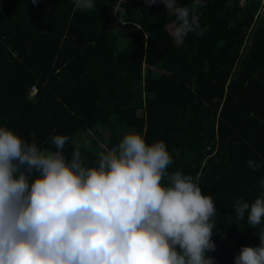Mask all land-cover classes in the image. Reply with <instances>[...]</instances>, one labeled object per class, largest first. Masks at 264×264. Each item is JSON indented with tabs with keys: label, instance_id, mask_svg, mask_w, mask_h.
Segmentation results:
<instances>
[{
	"label": "trees",
	"instance_id": "trees-1",
	"mask_svg": "<svg viewBox=\"0 0 264 264\" xmlns=\"http://www.w3.org/2000/svg\"><path fill=\"white\" fill-rule=\"evenodd\" d=\"M118 3L95 0L84 11L74 0H0V127L41 150L55 151L50 137L68 135L66 157L80 145L87 166L101 144L117 146L131 132L148 144L164 141L169 173L191 175L215 202L216 250L208 255L235 264L242 247L260 244L258 228L234 212L237 201L264 194V22L252 27L258 5L204 0L193 9L194 0H177L208 29L178 44L175 15L159 0L121 5L116 18ZM85 135L91 144L81 143ZM249 159L261 167L253 171Z\"/></svg>",
	"mask_w": 264,
	"mask_h": 264
},
{
	"label": "clouds",
	"instance_id": "clouds-1",
	"mask_svg": "<svg viewBox=\"0 0 264 264\" xmlns=\"http://www.w3.org/2000/svg\"><path fill=\"white\" fill-rule=\"evenodd\" d=\"M159 2L175 15L178 44L208 30L177 0ZM203 2L194 0L193 9ZM74 4L84 11L96 6ZM50 140L55 151L0 127V264H215L208 255L216 250L215 202L191 175L169 173L173 158L164 141L148 144L131 132L117 146L101 144L96 164L87 166L80 145L66 157L68 135ZM246 164L261 167L252 159ZM234 212L238 220L247 216L260 239L242 247L235 264H264V194L251 204L237 201Z\"/></svg>",
	"mask_w": 264,
	"mask_h": 264
},
{
	"label": "built area",
	"instance_id": "built-area-1",
	"mask_svg": "<svg viewBox=\"0 0 264 264\" xmlns=\"http://www.w3.org/2000/svg\"><path fill=\"white\" fill-rule=\"evenodd\" d=\"M133 1L134 0H119V3L117 4V6L114 7V10H113L114 16L118 18V11L121 5L129 4V3H132ZM227 1L229 3L236 2L240 7H244V8L247 6H251V5H258V8L255 12L254 23L252 27H255L258 23L264 22V0H227ZM121 25H125V24H121ZM251 32L252 31H249V33ZM32 93L33 94L36 93L35 87L32 89Z\"/></svg>",
	"mask_w": 264,
	"mask_h": 264
},
{
	"label": "rangeland",
	"instance_id": "rangeland-1",
	"mask_svg": "<svg viewBox=\"0 0 264 264\" xmlns=\"http://www.w3.org/2000/svg\"><path fill=\"white\" fill-rule=\"evenodd\" d=\"M108 135L109 133H106L105 139H108ZM93 140V136L92 135H85L81 138V143L85 144V145H89L92 143ZM229 245V243H227Z\"/></svg>",
	"mask_w": 264,
	"mask_h": 264
}]
</instances>
